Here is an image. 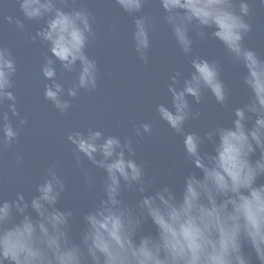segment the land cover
<instances>
[{
	"label": "clouds",
	"instance_id": "obj_1",
	"mask_svg": "<svg viewBox=\"0 0 264 264\" xmlns=\"http://www.w3.org/2000/svg\"><path fill=\"white\" fill-rule=\"evenodd\" d=\"M114 2L133 18L134 51L148 65L156 22L145 8L152 0ZM155 2L190 65L187 74L177 70L169 77L170 102L157 105L156 117L180 138L192 170L179 184L158 183L137 159L133 138L92 128L71 131L67 141L87 188L95 189L97 181L85 160L104 174L98 199L79 214L63 207L68 186L59 163L44 171L31 194H0V264H264V58L245 45L253 5L264 7V0ZM15 3L24 19L42 25L29 38L47 48L40 66L49 82L44 99L66 115L82 90L98 88L99 66L88 54L96 39L94 17L75 7L76 0ZM5 6L0 0V9ZM4 19L25 29L19 17ZM209 39L240 68L244 104L230 108L221 63L195 52L197 42ZM17 72L12 51L0 45V155L19 143L28 124L14 93ZM67 74L75 78L66 89L61 80ZM206 94L230 108V122L203 133L186 130L203 115L189 97L200 105ZM153 129L152 122L134 127L136 141L152 136ZM23 162L17 154L16 167Z\"/></svg>",
	"mask_w": 264,
	"mask_h": 264
},
{
	"label": "water",
	"instance_id": "obj_2",
	"mask_svg": "<svg viewBox=\"0 0 264 264\" xmlns=\"http://www.w3.org/2000/svg\"><path fill=\"white\" fill-rule=\"evenodd\" d=\"M5 4L0 9V45L9 48L17 62L14 93L21 117L26 118L28 124L21 129L19 143L0 155V194L9 199L15 198L17 192L31 194L44 171L59 163L68 186L62 206L78 214L90 208L100 195L99 184L104 174L85 160V167L97 181L96 188L89 190L75 165L73 146L67 141L69 132L88 128L101 130L105 135L133 138L136 157L146 165L148 177L158 183L179 184L182 176L192 169L184 159L180 138L158 120L156 107L170 102L169 77L177 70L187 74L190 65L163 22V13L155 0L145 8V13L156 22L148 65H144L134 51L133 18L114 0H76L75 7L87 8L94 17L96 39L90 44L88 54L99 66L98 88L94 92L82 90L72 100L73 106L66 115L44 99V85L49 82L43 78L40 66L47 48L39 42L33 44L29 38L41 23L24 19L15 0H5ZM7 16L22 19L25 29L20 31L14 24H8L4 19ZM249 22L252 32L245 37V45L264 58V7L253 5ZM195 52L221 63L222 78L231 90L230 108L244 104L247 93L241 84V70L229 60L223 46L209 39L205 43L197 42ZM57 65L59 75V62ZM74 78L75 74H67L61 82L67 89ZM189 101L203 115L190 121L186 130L203 133L217 124L230 122V108H222L210 94H206V101L200 105L191 97ZM145 122L154 124L153 135L137 142L134 127ZM17 154L24 157L21 167L15 164ZM170 168L175 170L173 175L169 174ZM75 231L78 232V228Z\"/></svg>",
	"mask_w": 264,
	"mask_h": 264
}]
</instances>
